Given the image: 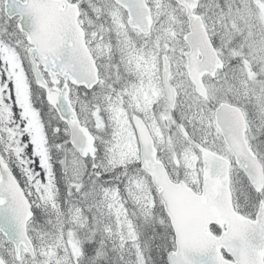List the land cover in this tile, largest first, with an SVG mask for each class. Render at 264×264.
<instances>
[{
	"label": "snow or ice",
	"instance_id": "obj_1",
	"mask_svg": "<svg viewBox=\"0 0 264 264\" xmlns=\"http://www.w3.org/2000/svg\"><path fill=\"white\" fill-rule=\"evenodd\" d=\"M0 264H264V0H0Z\"/></svg>",
	"mask_w": 264,
	"mask_h": 264
}]
</instances>
